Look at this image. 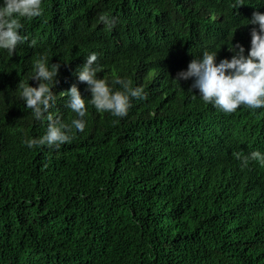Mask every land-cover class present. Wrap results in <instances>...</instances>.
I'll use <instances>...</instances> for the list:
<instances>
[{"label": "trees", "instance_id": "obj_1", "mask_svg": "<svg viewBox=\"0 0 264 264\" xmlns=\"http://www.w3.org/2000/svg\"><path fill=\"white\" fill-rule=\"evenodd\" d=\"M240 3H243L240 5ZM23 20L37 44L0 52V264H264V109L225 114L192 80H174L204 50L251 46L247 24L264 0H44ZM116 18L114 28L99 21ZM99 77L144 89L128 115L88 106L84 132L59 149H29L47 121L19 97L34 59L60 64L54 113L75 116L62 92L90 52ZM119 88V85H117ZM114 121H117L114 123Z\"/></svg>", "mask_w": 264, "mask_h": 264}, {"label": "clouds", "instance_id": "obj_2", "mask_svg": "<svg viewBox=\"0 0 264 264\" xmlns=\"http://www.w3.org/2000/svg\"><path fill=\"white\" fill-rule=\"evenodd\" d=\"M44 0H0V52L9 57L17 53L18 45L29 43L35 47L37 41L21 31L23 20H31L44 14ZM243 3H240V5ZM99 21L107 28H114L116 18L105 13ZM256 25L251 29V46L247 54L242 44L229 46L234 54L217 62V50H204L202 55L194 57L187 68L177 73L174 80H192L189 91L198 90L204 104H211L225 114H233L241 107L251 110L264 109V12L254 11L247 24ZM99 54L95 51L86 56V62L77 70L80 82L86 83L91 98L82 96L79 87L73 84L62 92L68 97L66 106L75 116L65 121L54 113L57 95L53 87L57 82L60 64L50 63L48 55L34 59L28 80L38 82L32 86L29 82H19V97L27 109L38 121H47L46 132L39 137L26 138L23 144L29 149L47 146L59 149L61 145L71 143L78 132H84L88 121L85 119L88 106L98 113H110L117 118L128 115L134 99H146L144 89L133 86L130 79L119 75L99 77L103 65L97 63ZM119 85V88H117ZM117 121H114V123ZM241 167L249 166L250 161L264 165V153L254 150L247 155L237 152Z\"/></svg>", "mask_w": 264, "mask_h": 264}]
</instances>
